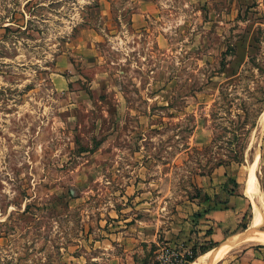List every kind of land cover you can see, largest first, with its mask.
Listing matches in <instances>:
<instances>
[{
    "label": "rangeland",
    "instance_id": "rangeland-1",
    "mask_svg": "<svg viewBox=\"0 0 264 264\" xmlns=\"http://www.w3.org/2000/svg\"><path fill=\"white\" fill-rule=\"evenodd\" d=\"M263 111L264 0H0V264H109L220 166L264 234Z\"/></svg>",
    "mask_w": 264,
    "mask_h": 264
},
{
    "label": "crops",
    "instance_id": "crops-1",
    "mask_svg": "<svg viewBox=\"0 0 264 264\" xmlns=\"http://www.w3.org/2000/svg\"><path fill=\"white\" fill-rule=\"evenodd\" d=\"M229 174L220 166L210 176L197 180V187L203 194L211 197L205 200L202 197H193L177 203L176 208L169 212L166 206L159 204L153 207H145L143 217L135 219L137 224H131L124 217L117 223H125L117 226L118 233L109 234L114 239H123L122 253H110L107 260L109 264H157L156 260L146 258L144 253L147 244L153 245L154 253H158L161 245H199L207 246L211 242L215 245L200 253L195 261L189 264H264V244H254L244 248L241 253L235 255L228 262L224 258L231 250L242 241L245 233L235 234L239 227V217L243 208L236 206L237 196L230 194ZM144 199V198H143ZM167 205L168 201H164ZM147 203V202H146ZM141 205H144L143 203ZM152 226V227H151ZM129 229L127 230V228ZM115 229V230H116ZM129 233V235H127ZM121 235V236H119ZM123 235V236H122ZM231 236V237H229ZM200 243L198 244V242ZM114 244V243H113ZM117 247L120 244H114ZM115 246L106 245L105 249H114ZM223 247L221 256H210L214 248ZM227 247V248H226ZM157 258V257H156ZM101 259V257H97Z\"/></svg>",
    "mask_w": 264,
    "mask_h": 264
},
{
    "label": "built area",
    "instance_id": "built-area-1",
    "mask_svg": "<svg viewBox=\"0 0 264 264\" xmlns=\"http://www.w3.org/2000/svg\"><path fill=\"white\" fill-rule=\"evenodd\" d=\"M196 245H161L156 258L157 264H189L195 255Z\"/></svg>",
    "mask_w": 264,
    "mask_h": 264
},
{
    "label": "bare ground",
    "instance_id": "bare-ground-1",
    "mask_svg": "<svg viewBox=\"0 0 264 264\" xmlns=\"http://www.w3.org/2000/svg\"><path fill=\"white\" fill-rule=\"evenodd\" d=\"M262 123V124H261ZM261 126L262 128L264 127V111L262 112L261 114ZM255 165H256V162H254L251 166V169H250V180H249V184L247 186V189L245 190L247 194H249L250 196H253L254 194H257L258 196H262V192L259 187V184H258V180H257V175L255 173ZM257 211V210H256ZM262 212H263V209L262 211H259L257 214H256V218L254 219V223L259 221L261 215H262ZM243 239H246V240H251V241H254V242H257L259 244H264V234H260L259 232H257L256 230L255 231H252V232H248ZM227 248V247H226ZM223 253V247H218V248H214L211 252H210V256H213V257H219L221 256Z\"/></svg>",
    "mask_w": 264,
    "mask_h": 264
},
{
    "label": "trees",
    "instance_id": "trees-1",
    "mask_svg": "<svg viewBox=\"0 0 264 264\" xmlns=\"http://www.w3.org/2000/svg\"><path fill=\"white\" fill-rule=\"evenodd\" d=\"M204 199L205 200H211V197L209 196V195H207V194H205L204 195ZM215 244L213 243V242H211L209 245H207V246H200V248L196 245L195 246V255H194V257L190 260V262H193V261H195V259L198 257V255L200 254V253H204L205 251H207L208 249H210L211 247H213Z\"/></svg>",
    "mask_w": 264,
    "mask_h": 264
},
{
    "label": "water",
    "instance_id": "water-1",
    "mask_svg": "<svg viewBox=\"0 0 264 264\" xmlns=\"http://www.w3.org/2000/svg\"><path fill=\"white\" fill-rule=\"evenodd\" d=\"M254 161H255V160H254ZM254 161H253V162H254ZM255 173L257 174V172H255Z\"/></svg>",
    "mask_w": 264,
    "mask_h": 264
}]
</instances>
